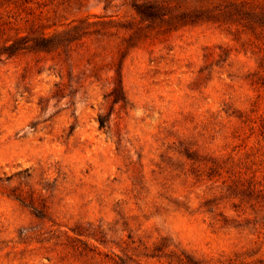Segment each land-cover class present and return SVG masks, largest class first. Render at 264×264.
I'll use <instances>...</instances> for the list:
<instances>
[{
	"label": "rangeland",
	"instance_id": "rangeland-1",
	"mask_svg": "<svg viewBox=\"0 0 264 264\" xmlns=\"http://www.w3.org/2000/svg\"><path fill=\"white\" fill-rule=\"evenodd\" d=\"M0 264H264V0H0Z\"/></svg>",
	"mask_w": 264,
	"mask_h": 264
},
{
	"label": "trees",
	"instance_id": "trees-1",
	"mask_svg": "<svg viewBox=\"0 0 264 264\" xmlns=\"http://www.w3.org/2000/svg\"><path fill=\"white\" fill-rule=\"evenodd\" d=\"M150 8H151V7H150ZM139 12L146 14V11H144V10L141 9V8H139ZM102 125H103V123H102Z\"/></svg>",
	"mask_w": 264,
	"mask_h": 264
}]
</instances>
